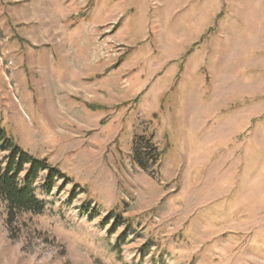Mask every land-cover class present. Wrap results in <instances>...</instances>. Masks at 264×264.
Here are the masks:
<instances>
[{"label":"rangeland","instance_id":"obj_1","mask_svg":"<svg viewBox=\"0 0 264 264\" xmlns=\"http://www.w3.org/2000/svg\"><path fill=\"white\" fill-rule=\"evenodd\" d=\"M0 127L67 179L0 264H264V0H0Z\"/></svg>","mask_w":264,"mask_h":264},{"label":"trees","instance_id":"obj_2","mask_svg":"<svg viewBox=\"0 0 264 264\" xmlns=\"http://www.w3.org/2000/svg\"><path fill=\"white\" fill-rule=\"evenodd\" d=\"M131 156L132 164L147 171L158 166L162 152L151 144L150 139L136 136ZM58 181H62V186L67 184L66 177L56 167L23 151L0 127V203L5 206L9 227L20 214L42 215L46 205L37 198L36 186L39 184L42 192L50 195ZM75 198L73 189L68 202ZM82 213L89 221L98 214L96 210H90L89 205L82 207ZM109 220H113L110 231L113 234L123 221L117 215L110 214L102 225Z\"/></svg>","mask_w":264,"mask_h":264},{"label":"crops","instance_id":"obj_3","mask_svg":"<svg viewBox=\"0 0 264 264\" xmlns=\"http://www.w3.org/2000/svg\"><path fill=\"white\" fill-rule=\"evenodd\" d=\"M256 3H257V2H256ZM256 3H255V5H257ZM262 5H263V4H262Z\"/></svg>","mask_w":264,"mask_h":264}]
</instances>
